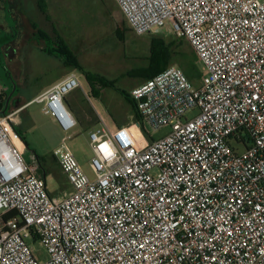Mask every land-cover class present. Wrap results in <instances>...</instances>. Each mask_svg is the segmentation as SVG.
<instances>
[{
    "label": "built area",
    "instance_id": "obj_1",
    "mask_svg": "<svg viewBox=\"0 0 264 264\" xmlns=\"http://www.w3.org/2000/svg\"><path fill=\"white\" fill-rule=\"evenodd\" d=\"M115 2L137 36L170 23L204 66L200 86L170 67L128 91L141 121L90 131L95 179L64 139L53 157L72 190L58 197L0 93V264H264V0ZM79 89L72 72L25 108L69 133Z\"/></svg>",
    "mask_w": 264,
    "mask_h": 264
},
{
    "label": "rangeland",
    "instance_id": "obj_2",
    "mask_svg": "<svg viewBox=\"0 0 264 264\" xmlns=\"http://www.w3.org/2000/svg\"><path fill=\"white\" fill-rule=\"evenodd\" d=\"M33 2L36 11L28 16L35 20L37 26H27L26 37L22 42L16 41V44L11 45L16 40L17 27L8 10L6 17L15 28V37L0 27V93L11 98L14 110L25 107L27 101L44 88V84L53 82L63 72L59 65L63 63L62 58L52 51L58 49L56 44L60 40L64 41L75 55L81 69L75 71L65 67V72H76L80 77L81 89L71 94L72 104L79 105L80 112L71 109L77 120V127L69 133L63 132L41 105L33 104L28 110L24 109L21 114L24 121L16 128L20 133L25 132L22 134V139L28 145L25 160L31 162L32 154L36 153L42 167L39 175L46 172L49 191L56 194L60 190L59 194H64L71 190L53 157L54 151L70 136L66 141L67 146L84 173L90 179H95L96 175L91 167L94 152L89 139L90 131L100 128L103 121L112 129L118 128L110 113L117 118L119 124L133 125V106L121 92L127 94L144 81L130 74L148 66L154 39L161 38L169 44L181 38L176 36L170 23L159 34L137 36L129 31L128 23L115 0H32ZM31 8L33 7H26L27 11H31ZM119 33H124L123 40L118 36ZM25 46V52L19 55L20 49ZM180 60L173 55L170 67L179 68L175 63ZM19 61L22 64L20 71L17 69ZM200 64L204 73V66ZM57 66L61 70L52 72ZM18 73L21 75L19 80ZM86 74L115 82V87L103 89L102 97L97 98L85 79ZM134 131L139 135L137 129ZM165 133L163 131L155 137ZM12 136L14 143L22 148L20 139L14 134ZM29 243L40 262L48 260V253L40 241L31 240Z\"/></svg>",
    "mask_w": 264,
    "mask_h": 264
},
{
    "label": "trees",
    "instance_id": "obj_3",
    "mask_svg": "<svg viewBox=\"0 0 264 264\" xmlns=\"http://www.w3.org/2000/svg\"><path fill=\"white\" fill-rule=\"evenodd\" d=\"M129 31L131 30L129 29ZM118 36L122 40L125 37L124 33H119ZM57 40L59 39L57 38ZM56 47L58 49H53L52 51L56 52L54 54H57L60 58H62L65 67L72 68L75 71H79L81 69L75 55L72 53V51L69 49V47L64 41L60 40L56 44ZM173 55L178 56L181 59L180 62H176L175 64L179 66V68L184 72V74L194 84L195 87H199L201 83L200 81L202 80V77L204 75L200 67L201 62L197 54L193 50L192 46L190 45V43L187 40H184L183 38H181L179 41H176L175 43L172 42L169 44H167L161 38L154 39L151 45L150 57L148 59L149 62L148 66L135 70L130 74V76L138 77L142 79L144 82H146L154 78L156 75L160 74L161 72L165 71L166 69L170 68L171 66L170 60L172 59ZM85 79L87 80L92 93L97 98L102 97L101 92L103 89L115 87V82H109L107 79L102 77L86 74ZM121 93L126 98V100L133 106V115L135 119L133 124L140 122L141 121L140 114L137 111L135 103L129 98L128 92L127 94L125 92H121ZM65 102L68 108L70 109V111L71 109L74 110L75 112L79 111V105L74 106L72 104L71 95L66 97ZM0 109H2V104H0ZM110 116L113 122L118 125V127H123L121 123L120 124L118 123L117 118L112 113H110ZM21 139H22V135H21ZM22 141L27 145L25 140L22 139ZM36 158L38 159V161H41L38 156H36ZM16 216H17L16 212H10L4 216V219L8 220L11 218H15Z\"/></svg>",
    "mask_w": 264,
    "mask_h": 264
},
{
    "label": "crops",
    "instance_id": "obj_4",
    "mask_svg": "<svg viewBox=\"0 0 264 264\" xmlns=\"http://www.w3.org/2000/svg\"><path fill=\"white\" fill-rule=\"evenodd\" d=\"M38 2H39V0H38ZM27 6L28 7H31V6L33 7V8H31V11H27V9H26ZM35 6L36 5H35L34 2L32 3V0L31 1L30 0H0V27L2 29H4L6 32L12 33V37H15V35L13 36V30H15V28L12 27L13 24L10 21V19L6 17L7 10L11 13L12 18H13V22L16 23V27H17V33H16V38H15L16 40H15V42L11 43V45L12 44H16V41L18 43V42H22V40L25 39V37H26L25 36V32L28 29L27 26H30L32 28L37 26V23L35 22V20L28 16L29 13L31 14L32 12L36 11L35 8H34ZM25 49H26V46L23 49L21 48L20 52H19V55L21 53L25 52ZM59 65L62 66L61 67L63 69L62 74L58 75L57 77H55L53 79V82H49V83L44 84V88L42 90H39L38 92H36L35 96H33L31 99H29L27 101V103H29L35 97H37L38 95H40L41 93H43L44 91L49 89L51 86H53L54 84H56L59 81H61L62 79H64L67 75L72 73V72H70V73L69 72L68 73L65 72V66L63 65V63H60ZM21 68H22V64L19 61V65L17 67L18 71H20ZM61 68L59 66H57L55 69H52V72L59 71V70H61ZM20 77H21V75L18 73V80L20 79ZM26 109L28 110V107ZM23 121L24 120L22 118L20 125L23 123ZM23 133H25V132H23ZM23 133H20V134L22 135ZM20 141L23 144V147L20 148V150L23 153V156H25V153L27 152L28 148H27V145L22 141L21 137H20ZM36 156H38L36 153L32 154L33 158H35ZM32 157H31V161L33 159ZM66 182H67V180H66ZM67 185L69 186L70 190H72V188L68 184V182H67ZM59 193H60V190L56 194H52L51 193V195L53 197H58V196L61 195Z\"/></svg>",
    "mask_w": 264,
    "mask_h": 264
},
{
    "label": "bare ground",
    "instance_id": "obj_5",
    "mask_svg": "<svg viewBox=\"0 0 264 264\" xmlns=\"http://www.w3.org/2000/svg\"><path fill=\"white\" fill-rule=\"evenodd\" d=\"M24 109H25V107H23V108H21L15 115H13V117H12V121H13V123H14V125H15V127L17 128L19 125H20V123H21V119H22V117H21V114H22V112L24 111ZM14 140V139H13Z\"/></svg>",
    "mask_w": 264,
    "mask_h": 264
}]
</instances>
